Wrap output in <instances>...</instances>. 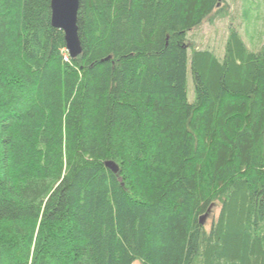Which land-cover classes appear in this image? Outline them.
Returning a JSON list of instances; mask_svg holds the SVG:
<instances>
[{"label":"trees","instance_id":"trees-1","mask_svg":"<svg viewBox=\"0 0 264 264\" xmlns=\"http://www.w3.org/2000/svg\"><path fill=\"white\" fill-rule=\"evenodd\" d=\"M50 2L0 0V264H264V46L189 44L219 0H79L71 59Z\"/></svg>","mask_w":264,"mask_h":264},{"label":"rangeland","instance_id":"rangeland-1","mask_svg":"<svg viewBox=\"0 0 264 264\" xmlns=\"http://www.w3.org/2000/svg\"><path fill=\"white\" fill-rule=\"evenodd\" d=\"M222 13L215 15L188 34L189 44L199 49H208L217 57L223 54L224 44L230 26L237 29L243 42L250 50L264 46V0H219ZM187 99L192 100V82L187 70ZM219 206L212 208L204 226L209 229L216 220ZM134 264H139L135 262Z\"/></svg>","mask_w":264,"mask_h":264},{"label":"water","instance_id":"water-1","mask_svg":"<svg viewBox=\"0 0 264 264\" xmlns=\"http://www.w3.org/2000/svg\"><path fill=\"white\" fill-rule=\"evenodd\" d=\"M79 0H51L50 2V22L54 29L62 31L66 52L71 59L80 55V42L77 29V12ZM105 167L112 173H117L114 163L108 162ZM205 216L200 219L201 224L205 222Z\"/></svg>","mask_w":264,"mask_h":264}]
</instances>
